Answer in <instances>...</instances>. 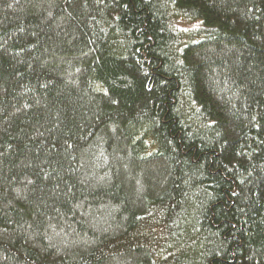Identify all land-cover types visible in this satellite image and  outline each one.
I'll use <instances>...</instances> for the list:
<instances>
[{"label": "trees", "instance_id": "16d2710c", "mask_svg": "<svg viewBox=\"0 0 264 264\" xmlns=\"http://www.w3.org/2000/svg\"><path fill=\"white\" fill-rule=\"evenodd\" d=\"M0 264H264V0H0Z\"/></svg>", "mask_w": 264, "mask_h": 264}]
</instances>
